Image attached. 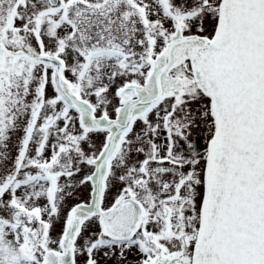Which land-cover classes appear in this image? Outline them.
<instances>
[{
    "label": "snow or ice",
    "instance_id": "snow-or-ice-1",
    "mask_svg": "<svg viewBox=\"0 0 264 264\" xmlns=\"http://www.w3.org/2000/svg\"><path fill=\"white\" fill-rule=\"evenodd\" d=\"M0 264H264V0H0Z\"/></svg>",
    "mask_w": 264,
    "mask_h": 264
}]
</instances>
